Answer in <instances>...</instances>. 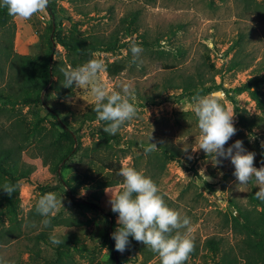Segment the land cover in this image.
I'll use <instances>...</instances> for the list:
<instances>
[{
    "label": "rangeland",
    "instance_id": "1",
    "mask_svg": "<svg viewBox=\"0 0 264 264\" xmlns=\"http://www.w3.org/2000/svg\"><path fill=\"white\" fill-rule=\"evenodd\" d=\"M49 4L55 11L52 31L47 10L28 21L10 16L0 23V131L8 133L4 143L15 148L12 163L32 170L28 178L16 180L0 169V187L6 182L17 186L11 196L0 190V264H160L157 254L131 237L123 253L115 250L118 213L111 211L105 189L120 191L122 161L150 177L169 208L190 218L195 248L186 264H264V244L247 258L250 239L264 224L262 207L250 199L252 187L258 186H239L229 159L215 164L203 150L191 151L200 135L197 117L190 106L183 112L178 105H190L192 96L177 98L202 83L222 85L213 92L234 114L238 130L225 148L242 140L255 153V166H264V0ZM56 31L81 41L100 38L117 47L76 53L56 43ZM50 32L56 49L47 81L38 56ZM132 44L143 49L136 63ZM93 54L104 60L101 79L111 91L130 84L135 93L138 116L115 136L103 131L106 123L92 110L89 91L62 85L63 70L82 66ZM115 65L122 67L116 74ZM254 78L258 86L233 91ZM52 112L72 131L74 141ZM149 142L158 150L145 155L141 145ZM184 147H189L187 153ZM201 169L208 178L200 176ZM46 193L62 200L48 225L36 211ZM41 233L60 240L74 237L77 245L53 262L55 246L48 237L38 239Z\"/></svg>",
    "mask_w": 264,
    "mask_h": 264
},
{
    "label": "clouds",
    "instance_id": "2",
    "mask_svg": "<svg viewBox=\"0 0 264 264\" xmlns=\"http://www.w3.org/2000/svg\"><path fill=\"white\" fill-rule=\"evenodd\" d=\"M48 5L49 0H0V7L6 8L11 17L21 21L45 13ZM142 51L136 44L131 45L133 63H136ZM105 70L104 60L95 58L93 54V58L82 66L63 70L62 85L89 91L94 98L92 110L98 120L106 123L103 131L115 136L122 125L138 116L139 109L135 106V93L131 85L124 84L121 91H111L101 79ZM219 95L217 92L201 95L198 91L191 97L190 105H178L183 112L190 106L197 117L200 135L191 145V151L203 150L207 156L213 157L215 164L221 163L220 158L229 159L234 166L233 175L238 185L247 186L254 182L259 189L255 192L256 198L264 201V166H255V153L247 151L242 140H236L225 148L238 130L234 125V114L222 106ZM141 147L145 155L158 150L157 144L152 142ZM188 148L184 147L183 151L187 153ZM121 163L118 175L123 177V183L120 191L116 192L111 187L105 189L111 211L118 213L119 227L112 233L115 250L123 253L131 237L157 254L160 264H186L195 248L189 236L192 231L190 218L182 217L178 211L167 206L160 188L150 177L123 161ZM200 176L208 178L204 169L200 170ZM16 188V185L6 182L0 190L11 196ZM61 203L62 200L54 193H46L38 200L36 211L45 218L42 221L45 225L50 224L49 217ZM182 229L186 231L181 232ZM50 242L54 245L63 243L55 235L50 236Z\"/></svg>",
    "mask_w": 264,
    "mask_h": 264
},
{
    "label": "trees",
    "instance_id": "3",
    "mask_svg": "<svg viewBox=\"0 0 264 264\" xmlns=\"http://www.w3.org/2000/svg\"><path fill=\"white\" fill-rule=\"evenodd\" d=\"M47 11L50 14L51 17V23H50V31H52L53 29V25L55 22V11L52 7H50V4L48 5ZM10 15L7 12L6 8H2L0 7V23H4L9 19ZM136 17L133 16V20H135ZM132 32V31H130ZM54 37L56 39V43L57 44H61L62 46L66 47L69 50L75 51L76 53H80V52H84L86 50H114L117 45L113 44V43H108V42H104L103 39L97 38L96 41L92 42V41H87V40H77V39H70V38H66L63 37L61 35L60 32L56 31L54 34ZM46 43L47 45L44 47V49L42 50L43 52L38 56L41 57L42 56V62H41V67H42V74L44 73V77L47 81L50 80L51 78V74H52V63H53V55L56 49V44L54 39H52L51 37V32L46 36ZM122 46V45H120ZM37 58V57H36ZM31 60H35V57H30ZM117 69L113 70V73H117L121 70V65H115ZM210 67L214 68L215 65L210 63L209 64ZM112 70V69H111ZM259 79L258 78H254L249 80L248 82H245L237 87H235L233 89L234 92H241V91H245V90H251L252 86H258L259 85ZM222 85L216 84V83H202L198 86H195L193 88H189L186 89L184 92H181L180 95H178V99L185 97V96H193L195 95L198 91L200 92L201 95H207L215 90H218L221 88ZM57 91L59 92V88L56 87ZM252 92H255V90H252ZM256 94V93H253ZM256 96V95H255ZM258 97V96H256ZM231 99L233 101V103H235L237 105V101L235 99V96H231ZM238 108V107H237ZM53 116L55 118L58 119V121L63 125V127L65 128V133L67 135H69L72 140H75V136L72 133V131L70 129H68L61 121V119L58 117V115L54 112H52ZM86 119H95V116L92 115H86ZM2 131H0V169L2 171H6L9 172L14 179L16 180H21L23 178H28L29 175L31 174V168L30 167H22L19 169L18 165H15L12 163L13 160V155L15 154V148L12 147L11 145H7L4 143V141L6 140L5 137L8 135V133H3V128L1 129ZM11 146V147H9ZM66 158V156L64 157ZM18 170H20V173L17 175ZM210 185V183H208ZM71 190L74 192V189L71 187ZM258 191L257 188L255 186L252 187L251 193H250V199L252 202H254L256 205H259L262 207V211H261V217L264 219V201L259 200L256 198L255 196V192ZM84 201V199L82 200ZM88 203V202H86ZM91 204L93 202H90ZM231 205H234L237 209L238 206L233 203L231 201ZM241 214L243 215V217L246 218L245 214L243 212H241ZM234 219L236 221H238V217L234 215ZM111 229L113 230L115 228V222H111L110 224ZM260 224L256 223L255 227H258ZM51 236V235H50ZM50 236L48 234H43L41 233L38 236V239H46L47 237L50 240ZM261 237L260 241H256L255 239L257 237ZM57 237V236H56ZM58 239H60L59 237H57ZM63 243L59 244V245H54L55 246V250L57 253V257L53 260V262H57L59 260H61V258L63 257V255L67 254L68 251L70 250L71 244H74L75 246L76 244V239H74V237H64L62 238ZM113 243V242H112ZM250 250L252 252H249L247 255L248 259H251L254 256L253 250H260L262 249V245L264 244V224H261L259 230L256 229L255 230V237H252L250 239Z\"/></svg>",
    "mask_w": 264,
    "mask_h": 264
},
{
    "label": "water",
    "instance_id": "4",
    "mask_svg": "<svg viewBox=\"0 0 264 264\" xmlns=\"http://www.w3.org/2000/svg\"><path fill=\"white\" fill-rule=\"evenodd\" d=\"M42 99H43V97H42ZM231 207V206H230ZM238 217H239V215H238Z\"/></svg>",
    "mask_w": 264,
    "mask_h": 264
}]
</instances>
